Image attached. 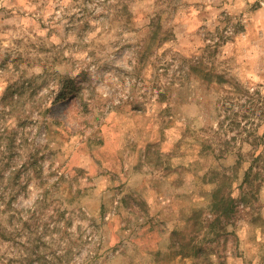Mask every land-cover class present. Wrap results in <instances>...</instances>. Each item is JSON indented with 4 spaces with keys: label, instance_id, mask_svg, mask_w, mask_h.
<instances>
[{
    "label": "rangeland",
    "instance_id": "obj_1",
    "mask_svg": "<svg viewBox=\"0 0 264 264\" xmlns=\"http://www.w3.org/2000/svg\"><path fill=\"white\" fill-rule=\"evenodd\" d=\"M0 264H264V0H0Z\"/></svg>",
    "mask_w": 264,
    "mask_h": 264
},
{
    "label": "trees",
    "instance_id": "obj_2",
    "mask_svg": "<svg viewBox=\"0 0 264 264\" xmlns=\"http://www.w3.org/2000/svg\"><path fill=\"white\" fill-rule=\"evenodd\" d=\"M210 77L208 74L206 75V78ZM237 90L235 89L234 91H232V94L233 95H238L240 96L239 94H236ZM240 92V91H238ZM242 96V95H241ZM251 168V167H249ZM248 168V169H249ZM215 199L216 201H218L219 203H223V205L225 206L223 209H224V213H230L232 211V204L230 203V199H228L227 197H224V196H218L217 194L215 195ZM217 205V204H216Z\"/></svg>",
    "mask_w": 264,
    "mask_h": 264
},
{
    "label": "bare ground",
    "instance_id": "obj_3",
    "mask_svg": "<svg viewBox=\"0 0 264 264\" xmlns=\"http://www.w3.org/2000/svg\"><path fill=\"white\" fill-rule=\"evenodd\" d=\"M62 103L59 104V106L61 105Z\"/></svg>",
    "mask_w": 264,
    "mask_h": 264
}]
</instances>
